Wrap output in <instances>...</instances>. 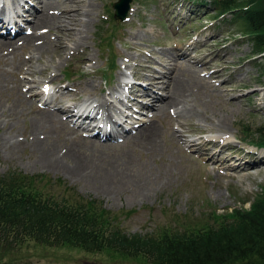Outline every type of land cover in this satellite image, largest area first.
<instances>
[{
    "label": "rangeland",
    "instance_id": "1",
    "mask_svg": "<svg viewBox=\"0 0 264 264\" xmlns=\"http://www.w3.org/2000/svg\"><path fill=\"white\" fill-rule=\"evenodd\" d=\"M90 1L93 5L87 18L90 28L86 47L67 48L64 61L55 68V52L53 59L45 53L42 60L34 57L26 61L30 46H24L20 53L24 69L18 76L25 77L20 89L26 98L21 97L15 85V72L9 74V87L0 85V103L9 109L15 101L26 108L25 113H0V174L18 169L35 176L37 185L59 196L69 193L92 199L99 208L113 211L116 223L128 232L182 229L214 210L230 212L234 205L242 203L250 206L264 186V149L238 138L244 136L243 127H257L264 122V54L255 50L250 36L237 23L214 17V6L208 10L202 2L132 0L128 19L120 21L124 24L119 25L116 37L110 38L116 28L107 13H111L116 0ZM83 2L87 5L86 0ZM11 4L14 6L16 0H11ZM44 6L40 5V11L45 12ZM37 12L32 9L30 16ZM50 34L54 41L61 39V32L52 30ZM102 35L106 37L104 42H100ZM2 38L6 39L0 37V42ZM114 53L116 68L108 75L109 57ZM29 64L33 73L25 71ZM45 66L48 68L42 72ZM86 72L95 85L94 92L105 94L112 106H122L118 98L123 97L124 91L118 81L136 79L145 87L150 83L146 79L152 78L147 95L153 100L152 105H145L146 99H133L134 106L128 105L125 111L129 110L131 116L133 109L143 104L145 112L138 115L157 123L156 139L139 140L129 133L120 142L86 137L79 132L81 128L65 117L66 107L59 105L81 102L85 86L81 80L86 79ZM126 73L130 76L127 81ZM192 73L194 79L189 81L187 75ZM134 74L136 77L132 78ZM134 84L138 90L143 88ZM175 84L182 87L183 97L189 98L187 105H182L188 106L191 114L174 109L178 105L171 101L166 116L163 114V103ZM56 86L69 92L72 86H79L82 92L72 97L62 91L53 92ZM44 90L54 95L42 105ZM136 91L133 97L142 93L135 95ZM152 91L160 97L152 98ZM42 106L59 113L64 125L58 130L37 129L35 120ZM147 111L153 115L145 114ZM129 115L126 119H132ZM117 125L119 128L121 124ZM53 150L59 163L50 162L48 153ZM0 264L151 263L107 249L86 252L68 245L47 246L29 240L21 245L0 246Z\"/></svg>",
    "mask_w": 264,
    "mask_h": 264
},
{
    "label": "trees",
    "instance_id": "2",
    "mask_svg": "<svg viewBox=\"0 0 264 264\" xmlns=\"http://www.w3.org/2000/svg\"><path fill=\"white\" fill-rule=\"evenodd\" d=\"M216 15L237 23L264 51V0H201ZM111 20L120 21L114 13ZM106 37H103L104 40ZM116 56L109 66L114 67ZM242 140L264 146V122L243 127ZM35 177V176H33ZM18 169L0 174V246L33 240L47 246H72L86 252L112 250L151 264H264V186L250 206L209 212L184 228L128 232L116 214L81 195L59 196Z\"/></svg>",
    "mask_w": 264,
    "mask_h": 264
},
{
    "label": "bare ground",
    "instance_id": "3",
    "mask_svg": "<svg viewBox=\"0 0 264 264\" xmlns=\"http://www.w3.org/2000/svg\"><path fill=\"white\" fill-rule=\"evenodd\" d=\"M38 1L40 2V3H38L39 6L42 5L43 3L45 4V6H44L45 12L43 10L40 11V9H38L39 12H37L38 14H37L36 18L31 21L32 22L31 27L33 28V30L31 32H28V33L23 32L21 34H18L17 36L16 35L10 36V37H7L6 39L3 38L4 39L3 42H0V85L3 84V85H5V87H7L8 84H6V82H7V79L9 77V74L11 72H15L16 76H17L15 78V85L19 88V94L22 95L21 97H25V98H26V96H25L24 92L21 91L20 86L26 80H25L24 76H22V77L18 76L19 71L21 69L22 70L24 69V67H22V63L24 62V59L21 58V55H20V53L23 51L24 46H30V52H29L30 54H29V57L26 59V61H31L34 57L37 60H42L45 53H50L52 55V59H53L54 52H55V55L58 56V61H55L53 66L55 68H57L60 66V63L64 61L65 57H63V55L66 52L67 48L69 49V47H73V48L77 49L80 46L86 47V45L88 43V31H89L88 29L90 28V25L88 26V23H90V22L87 23V20L89 19V17L92 14L90 12H91L93 4L91 3L90 0H86L87 5L84 4L83 0H38ZM82 3L84 5L82 6V9H81L80 6L82 5ZM94 4H96V3L94 2ZM84 7H86V9ZM4 8H5V6H3L0 9V15L4 14ZM34 8H36L35 5H32L31 10ZM66 8L71 9V11L67 10ZM11 11L17 12L18 9H13ZM17 14L19 16L22 15L21 13H17ZM7 18L16 19L17 15L16 14L7 15ZM1 20L2 19L0 18V21ZM41 28H44V29L47 28V29L46 30L43 29L42 32L40 30H37V29H41ZM19 29H21V27ZM52 30H55V32L57 34H59V32H61V39H57V40L55 39L56 41H54L53 36H51V34H50L52 32ZM37 31H40V32H37ZM133 45H135V44H133ZM58 46H59V48H56ZM17 53H19L18 56H17ZM83 54L85 56L89 55V53L87 51H83ZM221 56H223V55H221ZM86 58L88 59V57H86ZM87 61H89V60H87ZM27 66L28 67L26 68L25 71H29L30 73H33L32 72L33 70L31 68L32 67L31 64H29ZM47 68L48 67L45 66L44 68L41 69V71L43 72V70L45 71ZM124 76L130 77L129 74H127V73L124 74ZM187 76H188L187 79L190 81V80L194 79L195 74L192 73V75L188 74ZM84 77H86V79L81 80L85 84V86L83 88L84 93H82V94L79 93V92H82V90L80 89L79 86L77 88H74L72 86L70 88V92L68 90L63 91L64 90L63 88H61V87L57 88V86H56L54 88L53 92L57 91L60 93L62 91L65 95L72 96V97L78 95V93H79L81 95V99H82L81 102L75 100L74 103H70L67 105L66 104H60L59 108L62 106H65L66 108H64V109L69 111L71 114L78 115L79 117L86 118V120H89L91 123H95V127L101 129L105 133H107V132L115 133L116 130L118 129V125H117L118 122L121 124L119 127L122 128L124 126L123 124L126 121L125 120L126 116L129 115V113H128L129 110L125 111V108L128 105L134 106V102H136L134 100H138V99L145 100L146 99L145 103H144V101H141V103H144L147 106L152 105L151 102L153 100L147 96L149 94V92L151 91V83H153L151 81L152 78L146 79L147 82H150V83H147L148 86H145V87H143L144 83L140 84L139 82H141V81L135 79L134 80L135 83H137L143 87V88L139 87V90H138V87L133 83L134 81H128V82H123V83H121L122 79L120 81H118V85H120V84L122 85L121 91H124L123 97L121 99L118 98V100L120 101L122 106H119L117 104H114V106H112L109 103V100L105 96V94H103V93L97 94V92H94V86L95 85L93 84L92 79L87 75V72H86L85 76L83 75V78ZM122 77H123V72H122ZM134 77H136L135 74L132 76V78H134ZM178 81H180V80H178ZM95 88H97V87H95ZM0 90H1V88H0ZM134 90H137L135 95H139V92H142V93L137 97H133L134 96ZM118 91H119V88L115 87V92H118ZM44 92H46L49 95V97L54 95L53 92L48 93V91H46V90H44ZM69 93H71V94H69ZM83 94H86V96L82 97ZM150 95L153 98V97H160L161 94H158V93H155V91H152L150 93ZM183 95H184V93H183L182 87H180L179 84H175L174 89L169 94L167 100L164 101V103H163V114L165 116L167 114V109L169 108L168 105H169L170 101L175 102V104L178 105L177 108H174V107L173 108L180 110V112L185 111L187 114L188 113L191 114L193 112V111H191V109H189L188 106L183 107L182 104L187 105L186 103H188V100H189V98H187V96L183 97ZM90 99H93V100L90 101ZM61 100H63L62 97H60V101ZM131 100L133 102H130ZM29 102H31V101L29 100ZM115 103H117V102H115ZM42 107L43 108H40L42 110L38 114L39 118L35 120L36 121L35 123L37 124V129L51 128L53 130H58L60 127H62L64 125V120L61 119L59 113H55L54 111H47L46 107H44V106H42ZM143 107L145 108V106L143 104H142V106H141V104H139L140 111L133 109V111L131 112L132 113L131 116L130 115L129 116L134 117L135 114H139L140 112L143 111L142 110ZM25 110H26V108L24 106L22 107L21 104H18L15 101H13L11 103V108H9V109L6 107L5 104L0 103V113L6 114V112H10V114H11V113H15V112L22 113V111H23V113H25ZM143 119L149 120L148 118H143ZM222 120H223V117H222ZM220 121L221 120L219 118V122ZM3 122L6 123L5 120ZM65 126H66V124H65ZM140 127L141 128H140V131L137 134V136L134 135V137L136 139H139V140L140 139L143 140L144 138H151V139L155 138L156 139L155 133L158 131V128H159L156 122H154L150 119V121L144 122ZM79 128H81V127H79ZM208 143H209V141H208ZM177 144H179V143H177ZM54 154H55L54 150L52 153H48V156L51 159V161L50 160L49 161L52 163H59L60 159H58ZM252 159H253V157H252ZM248 162H246V163H248Z\"/></svg>",
    "mask_w": 264,
    "mask_h": 264
},
{
    "label": "water",
    "instance_id": "4",
    "mask_svg": "<svg viewBox=\"0 0 264 264\" xmlns=\"http://www.w3.org/2000/svg\"><path fill=\"white\" fill-rule=\"evenodd\" d=\"M131 1L132 0H116L114 2L115 13L118 17L125 19L130 9Z\"/></svg>",
    "mask_w": 264,
    "mask_h": 264
}]
</instances>
